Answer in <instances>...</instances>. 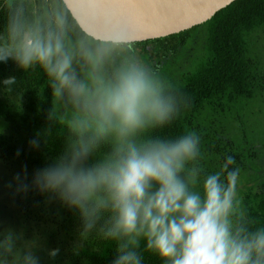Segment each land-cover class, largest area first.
<instances>
[{
	"label": "clouds",
	"instance_id": "clouds-1",
	"mask_svg": "<svg viewBox=\"0 0 264 264\" xmlns=\"http://www.w3.org/2000/svg\"><path fill=\"white\" fill-rule=\"evenodd\" d=\"M7 8L0 63L39 67L68 130L57 155L19 192L35 191L46 205L71 212L81 245L94 232L115 242L109 264H144L145 252L163 264H264V226L255 227L242 207L239 168L229 170L233 156L204 174L200 135L157 134L189 101L159 65L133 54L127 23L112 17L103 35L81 32L73 40L69 33L78 26L63 0H44L32 16L24 0H7ZM16 82L8 76L0 85L12 93ZM41 143L35 136L29 146ZM102 146L108 150L93 159ZM38 241L23 225L0 220V264H42L41 250L54 261L60 248Z\"/></svg>",
	"mask_w": 264,
	"mask_h": 264
},
{
	"label": "trees",
	"instance_id": "trees-1",
	"mask_svg": "<svg viewBox=\"0 0 264 264\" xmlns=\"http://www.w3.org/2000/svg\"><path fill=\"white\" fill-rule=\"evenodd\" d=\"M63 6L69 14L70 24L78 26L69 33L74 40L85 31L64 1ZM263 27L264 0H234L202 24L164 37L135 41L134 47L140 52L141 59L146 64L159 65L158 71L176 59L184 61L194 34L202 37L204 42L203 51L181 72L179 79L169 81L187 97L188 107L157 134L175 137L195 131L201 137V161L213 155H221L223 160L228 156L198 130L195 119L206 107L224 111L236 102L255 96L263 76L259 62L252 56V39L253 34ZM8 76H15L17 82L12 86V93H7L0 85V118L30 140L39 136L42 143L38 150L45 156H56L68 136V130L59 120L57 105L52 103L45 74L39 67L21 71L12 61L0 63V81ZM9 94L17 100L11 99ZM19 94L23 95L19 97ZM107 150V146H102L93 159L101 158ZM230 155L236 163L229 170L239 168V157ZM241 204L249 219L255 222V227L264 226V188L244 192ZM68 214L74 217L69 211ZM114 250L115 242L100 237L95 249L72 248L65 264H109ZM143 257L144 264H163L151 253L145 252Z\"/></svg>",
	"mask_w": 264,
	"mask_h": 264
},
{
	"label": "rangeland",
	"instance_id": "rangeland-1",
	"mask_svg": "<svg viewBox=\"0 0 264 264\" xmlns=\"http://www.w3.org/2000/svg\"><path fill=\"white\" fill-rule=\"evenodd\" d=\"M44 0H24L29 16L40 14ZM7 0H0V27L7 22ZM188 44L184 61L176 59L170 66L159 71L168 81L178 80L194 57L203 49V38L193 35ZM252 56L259 62L262 79L255 96L250 100L236 102L231 108L217 110L206 107L196 117L198 130L222 154L239 157L238 196L251 189L264 188V27L253 34ZM141 59L137 48L133 53ZM13 100L15 96L9 94ZM58 115L63 112L60 105ZM30 139L0 118V220L13 226L23 225L27 235L35 232L38 243L46 249L59 247L60 254L52 261L44 250L40 255L42 264H65L72 248H97L99 236L94 232L81 245L78 238L79 221L56 204L46 205L44 197L35 191L19 192L21 185L30 184L33 173L51 162L53 157L43 155L29 146ZM224 160L213 155L201 161L205 173L220 170ZM203 176V174H202ZM202 179V177H201ZM103 223V221H101Z\"/></svg>",
	"mask_w": 264,
	"mask_h": 264
},
{
	"label": "water",
	"instance_id": "water-1",
	"mask_svg": "<svg viewBox=\"0 0 264 264\" xmlns=\"http://www.w3.org/2000/svg\"><path fill=\"white\" fill-rule=\"evenodd\" d=\"M63 1L86 33L103 35L115 17L132 28L135 41H142L202 24L234 0Z\"/></svg>",
	"mask_w": 264,
	"mask_h": 264
}]
</instances>
